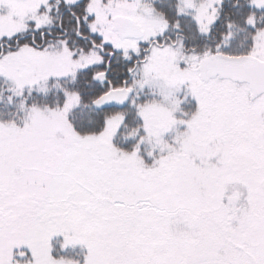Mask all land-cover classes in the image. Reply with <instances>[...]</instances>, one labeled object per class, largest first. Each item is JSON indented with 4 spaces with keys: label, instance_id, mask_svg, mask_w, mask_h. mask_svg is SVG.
<instances>
[{
    "label": "snow or ice",
    "instance_id": "6c2138e0",
    "mask_svg": "<svg viewBox=\"0 0 264 264\" xmlns=\"http://www.w3.org/2000/svg\"><path fill=\"white\" fill-rule=\"evenodd\" d=\"M0 264H264V0H0Z\"/></svg>",
    "mask_w": 264,
    "mask_h": 264
}]
</instances>
